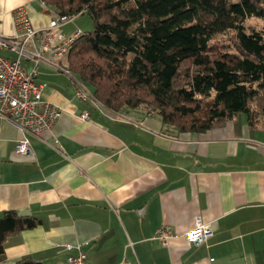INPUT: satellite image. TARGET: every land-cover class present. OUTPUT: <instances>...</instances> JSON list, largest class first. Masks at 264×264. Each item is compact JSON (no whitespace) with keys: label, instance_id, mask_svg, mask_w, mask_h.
Returning a JSON list of instances; mask_svg holds the SVG:
<instances>
[{"label":"crops","instance_id":"0c3cea01","mask_svg":"<svg viewBox=\"0 0 264 264\" xmlns=\"http://www.w3.org/2000/svg\"><path fill=\"white\" fill-rule=\"evenodd\" d=\"M19 6L37 28L56 13L41 0H0L1 34L14 37ZM37 80L64 110L40 134L0 117V213L29 209L39 220L7 238L0 264H65L79 252L86 264H264L263 127L239 112L206 131H177L151 108L76 96L73 75L47 61ZM24 135L28 154L16 151ZM198 220L213 232L190 242ZM163 225L167 243L157 237Z\"/></svg>","mask_w":264,"mask_h":264},{"label":"trees","instance_id":"16d2710c","mask_svg":"<svg viewBox=\"0 0 264 264\" xmlns=\"http://www.w3.org/2000/svg\"><path fill=\"white\" fill-rule=\"evenodd\" d=\"M56 13L89 14L67 67L113 110L153 109L177 131H206L244 112L264 128V0H44ZM0 213L7 238L39 223ZM18 264H39L36 260Z\"/></svg>","mask_w":264,"mask_h":264},{"label":"built area","instance_id":"2783aa9c","mask_svg":"<svg viewBox=\"0 0 264 264\" xmlns=\"http://www.w3.org/2000/svg\"><path fill=\"white\" fill-rule=\"evenodd\" d=\"M43 7L47 6L41 0ZM75 14L55 13L46 27H35L24 6L14 9L16 31L13 38L0 33V117L13 121L24 133L40 134L53 127L61 117L64 108L44 98L43 83L37 75L42 62L47 61L59 69L73 75L77 85L76 96L99 105L93 91L89 90L66 66L56 63L66 57L71 45L82 34L77 28L73 33L63 31V25L74 20ZM81 116L88 118L89 113ZM30 150L26 135L16 143V151L28 154ZM211 225L198 220L196 225L186 231L185 238L194 243L205 240L212 234ZM172 236L168 225H163L157 237L167 243ZM87 255L79 252L69 255L65 264H86Z\"/></svg>","mask_w":264,"mask_h":264},{"label":"rangeland","instance_id":"374dc122","mask_svg":"<svg viewBox=\"0 0 264 264\" xmlns=\"http://www.w3.org/2000/svg\"><path fill=\"white\" fill-rule=\"evenodd\" d=\"M77 17L78 18L73 22V25L77 26L79 24L80 26H77L76 28L80 27L81 29L86 30V31L93 28V19L91 18V16L89 14H86V13L80 14ZM248 23L252 24V25H256L258 27H261L264 25V18L251 17L248 20ZM69 26H72V25H69ZM66 59H67V57H66ZM84 83H85V85H87L86 82H84Z\"/></svg>","mask_w":264,"mask_h":264},{"label":"water","instance_id":"95a60500","mask_svg":"<svg viewBox=\"0 0 264 264\" xmlns=\"http://www.w3.org/2000/svg\"><path fill=\"white\" fill-rule=\"evenodd\" d=\"M18 214L21 216H27V215H30V210L29 209H22L18 212ZM31 260L32 259H25V262H29Z\"/></svg>","mask_w":264,"mask_h":264}]
</instances>
